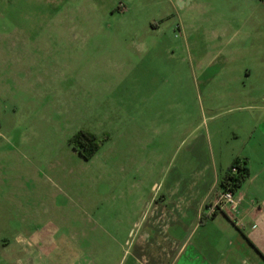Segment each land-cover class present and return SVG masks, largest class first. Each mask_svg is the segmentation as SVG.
Returning a JSON list of instances; mask_svg holds the SVG:
<instances>
[{"label": "rangeland", "instance_id": "rangeland-1", "mask_svg": "<svg viewBox=\"0 0 264 264\" xmlns=\"http://www.w3.org/2000/svg\"><path fill=\"white\" fill-rule=\"evenodd\" d=\"M253 99L264 0H0V250L128 264L147 228L130 206L177 185L198 199Z\"/></svg>", "mask_w": 264, "mask_h": 264}, {"label": "crops", "instance_id": "crops-1", "mask_svg": "<svg viewBox=\"0 0 264 264\" xmlns=\"http://www.w3.org/2000/svg\"><path fill=\"white\" fill-rule=\"evenodd\" d=\"M252 102L244 109L248 116L239 122L237 146L225 169L211 172L200 186L199 200L198 189L188 192L177 185L159 202L147 199L130 206L129 214L135 209L147 228L139 238L145 243L128 264H264V105ZM234 160L246 162L248 179L233 194L234 211H217L219 181ZM23 240H35L34 233L15 238ZM6 251L0 250L3 264L2 257L9 255L15 264H30L31 252L22 256Z\"/></svg>", "mask_w": 264, "mask_h": 264}, {"label": "trees", "instance_id": "trees-1", "mask_svg": "<svg viewBox=\"0 0 264 264\" xmlns=\"http://www.w3.org/2000/svg\"><path fill=\"white\" fill-rule=\"evenodd\" d=\"M70 143L76 149V152L82 156L85 160L91 158L98 150L97 137L87 131L77 132L71 139ZM234 169V172L232 171ZM248 168L246 162L242 160H234L229 165L225 173L222 175L219 181V190L220 193L230 192L232 194L244 184L248 179ZM218 211V209H217ZM216 214L214 212L212 217ZM203 219H208L204 217ZM202 219V222H203Z\"/></svg>", "mask_w": 264, "mask_h": 264}, {"label": "built area", "instance_id": "built-area-1", "mask_svg": "<svg viewBox=\"0 0 264 264\" xmlns=\"http://www.w3.org/2000/svg\"><path fill=\"white\" fill-rule=\"evenodd\" d=\"M234 172V169H232ZM217 205L220 211L229 209L230 211H234L236 206V201L233 199V194L230 192L220 193L217 199Z\"/></svg>", "mask_w": 264, "mask_h": 264}]
</instances>
